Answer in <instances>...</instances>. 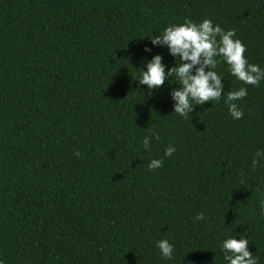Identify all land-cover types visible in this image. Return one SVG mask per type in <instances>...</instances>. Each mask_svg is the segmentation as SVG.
I'll return each mask as SVG.
<instances>
[{
  "label": "trees",
  "instance_id": "1",
  "mask_svg": "<svg viewBox=\"0 0 264 264\" xmlns=\"http://www.w3.org/2000/svg\"><path fill=\"white\" fill-rule=\"evenodd\" d=\"M203 18L264 68V0H0L3 264H226L227 235L264 264V80L246 85L221 62L222 99L184 117L172 77L135 80L153 55L175 63L148 36ZM240 87L233 119L223 96Z\"/></svg>",
  "mask_w": 264,
  "mask_h": 264
},
{
  "label": "clouds",
  "instance_id": "2",
  "mask_svg": "<svg viewBox=\"0 0 264 264\" xmlns=\"http://www.w3.org/2000/svg\"><path fill=\"white\" fill-rule=\"evenodd\" d=\"M148 37L153 45L166 46L175 63L166 72L161 55H153L143 62V68H137L140 75L135 80L138 81V87L146 85L148 90H152L160 88L166 77H172L169 83L179 85L170 93L174 101L172 112L181 117L192 113L193 105L222 99L224 85L221 75L215 70L221 62L227 65L231 75L246 85L256 86L264 80V68L248 62L244 55L246 46L236 37L235 30H225L209 18H203L199 22L185 19L182 23L169 24L159 34ZM145 51H149L147 46ZM246 95V88L240 87L227 91L226 96H223L233 119H239L243 115L235 102ZM151 136L158 139L154 131ZM150 142V136L146 135L142 141L145 150ZM175 150L174 146L169 145L163 156H171ZM261 152L259 149L255 152L253 167L259 164L256 157ZM74 155L79 156L80 153L76 152ZM162 162L163 157L151 159L147 167L149 170L157 169ZM260 211L264 214V196L260 199ZM196 219H204L203 213L197 214ZM247 245L246 236H225L220 242V249L226 264H258V257L248 250ZM156 247L162 257L169 260L173 258L174 245L168 239L158 240ZM0 264H3L2 260Z\"/></svg>",
  "mask_w": 264,
  "mask_h": 264
}]
</instances>
